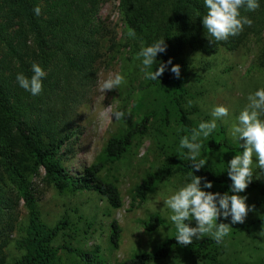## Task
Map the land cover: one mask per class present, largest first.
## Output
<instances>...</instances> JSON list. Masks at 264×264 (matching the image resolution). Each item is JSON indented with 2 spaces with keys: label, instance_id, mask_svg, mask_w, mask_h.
I'll return each instance as SVG.
<instances>
[{
  "label": "rangeland",
  "instance_id": "obj_1",
  "mask_svg": "<svg viewBox=\"0 0 264 264\" xmlns=\"http://www.w3.org/2000/svg\"><path fill=\"white\" fill-rule=\"evenodd\" d=\"M119 4L120 0H102L99 5L94 21L100 30L96 39L101 55L94 64V80L62 115L66 118L67 132L59 157L72 176H83L101 154L108 137L124 133L143 115L150 114L147 133L135 138L122 158L109 162L99 174L103 180L117 186L123 205L113 208L104 197L90 190L61 193L47 179L43 168L31 176V190L42 220L49 227L63 219L70 220V225L60 232L54 246L69 244L84 251L100 247V255L107 264H117L138 253L153 250L175 235L174 226L167 220L170 212L163 200L185 183L187 174L177 171L182 153L186 152L179 150V140L189 135L178 120L172 94L148 87V81L143 78L137 54L142 46L150 43L143 35L128 36ZM261 42L249 35L236 48L220 46L213 52H201L184 45L180 49L187 64L186 68L180 66V78L188 89L182 97V104L194 127L201 121L212 119L213 107L223 105L229 109V115L218 120L216 130L203 140L201 158L206 160L204 166L216 172L227 173V162L236 153L227 149L209 150L208 144L216 141L220 126L225 128L231 141L239 144L228 136L227 129L247 104V95L264 87V70L257 68ZM116 73L125 77L120 90L100 92L98 84ZM114 110L125 111L126 118L115 120L111 115ZM43 138L48 140L45 136ZM253 166L255 168V157ZM149 173H158L159 180L142 202L135 196V189ZM261 174L260 179L264 181V173ZM244 196L248 205L263 198L253 192ZM17 200L13 214L15 223L4 229L0 237V243L7 241L4 246L7 264H14L25 252L20 240L26 236L29 211L22 199ZM150 215H158L162 220L152 232L144 227V221ZM113 220L120 228L118 247H114L110 240ZM219 222L230 223V218H218ZM191 223L195 226L194 221ZM59 254L62 264H83L76 255L63 249H59ZM212 256L226 264H264V205L251 210L243 223L232 224L229 235L206 252L197 255L186 248L175 247L167 258L148 264H211Z\"/></svg>",
  "mask_w": 264,
  "mask_h": 264
},
{
  "label": "trees",
  "instance_id": "obj_2",
  "mask_svg": "<svg viewBox=\"0 0 264 264\" xmlns=\"http://www.w3.org/2000/svg\"><path fill=\"white\" fill-rule=\"evenodd\" d=\"M101 1L0 0V237L4 229L11 228L15 223L13 214L17 198L24 201L29 211L26 236L20 240L25 252L14 264H62L59 249L76 255L83 264H107L100 255V247L84 251L69 244L54 246V241L70 225V220L66 218L49 227L41 218L31 190V176L43 168L47 179L61 193L90 190L104 197L113 208L123 205L117 186L103 180L99 174L109 162L120 160L135 138L147 133L150 114L143 115L133 128L124 133L108 137L101 154L83 176H72L59 157L67 132L66 118L62 115L94 80V64L101 55L96 39L100 30L94 21ZM37 5L41 7L39 16L32 11ZM119 10L128 33L143 35L148 43L165 38L167 51L158 54V60L172 58L173 64L186 68L187 64L180 55L184 45L192 51L213 52L220 46L236 48L252 35L262 41L257 68L264 70V3L254 12L242 11L252 20L251 26H245L237 36L214 45L209 44L202 16L197 15L207 12L202 0H120ZM33 63L40 64L46 72L43 91L38 96L30 95L16 83L17 73L32 75ZM159 79L148 81V87L172 94L178 120L190 135L194 123L182 104V97L188 91L184 80L175 78L167 70ZM217 134L216 141L208 144L209 150L227 149L236 154L242 153L240 145L226 136L224 127L220 126ZM177 171L183 174L191 171L190 161L180 160ZM194 175L212 181L213 187L207 191L223 194L230 189L231 180L227 173L203 166L194 171ZM158 180V173L147 174L136 187L135 196L144 202ZM252 192L263 198L249 205L251 210L264 205V181L253 179L241 195ZM161 223L160 216L150 215L144 221V227L152 232ZM119 238L120 228L113 220L110 240L114 247H118ZM6 244L5 240L0 243V264H7L4 252ZM216 244L205 236L190 245L181 246L171 236L157 248L138 253L117 264L160 261L167 258L175 247L186 248L191 254L198 255ZM210 263L226 264L215 256H212Z\"/></svg>",
  "mask_w": 264,
  "mask_h": 264
},
{
  "label": "clouds",
  "instance_id": "obj_3",
  "mask_svg": "<svg viewBox=\"0 0 264 264\" xmlns=\"http://www.w3.org/2000/svg\"><path fill=\"white\" fill-rule=\"evenodd\" d=\"M202 3L207 12L197 15L202 16L205 35L209 44L214 45L237 36L245 26H251L252 20L243 15L242 11L254 12L264 0H202ZM32 11L34 15L39 16L41 7L37 5ZM128 36L135 37V33L129 32ZM167 47L165 38H158L140 48L137 58L140 60V71L145 80L160 81L159 78L166 70L175 78L180 77L181 67L179 64H173L172 58L167 61L157 59L158 54L166 53ZM31 71L30 77L23 72L17 73L16 83L30 95L38 96L43 91L46 72L38 63L31 65ZM124 84L125 77L116 73L100 82L98 90L102 93L120 90ZM246 100L247 104L227 129L228 136L238 141L240 148L243 149L242 153L234 155L227 162L225 170L231 180L228 192L221 194L207 191L206 189L213 187L212 181L194 175V171H198L206 164V160L201 158L203 140L216 130L218 120L229 115V109L223 105L213 107L210 113L212 119L201 121L198 126L191 129L190 135H184L179 140V150H186L182 155L183 159L190 161L191 171L187 173L185 183L163 201L170 212L167 220L174 226L175 240L181 246L190 245L194 240L205 236L217 244L221 243L229 235L231 225L243 223L251 210L246 203L247 197L241 193L253 179H260L261 173H264V87L249 93ZM190 106L191 102L188 107ZM111 115L115 120L126 118L123 110H114ZM258 169L261 171H257ZM218 218L225 220L230 218V223H218ZM192 221L195 222V226H192Z\"/></svg>",
  "mask_w": 264,
  "mask_h": 264
}]
</instances>
